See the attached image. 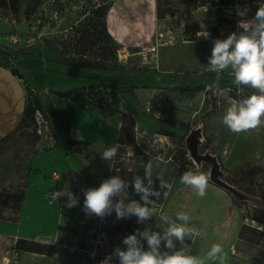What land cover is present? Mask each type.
Wrapping results in <instances>:
<instances>
[{"label":"rangeland","instance_id":"374dc122","mask_svg":"<svg viewBox=\"0 0 264 264\" xmlns=\"http://www.w3.org/2000/svg\"><path fill=\"white\" fill-rule=\"evenodd\" d=\"M113 1L19 0L11 5L9 0H0V51L10 48L26 49L35 54V57L20 56L19 63L10 58L5 63L8 68L17 69L22 74L23 79L32 88V93L33 87L38 88L47 110V116L34 111L33 119L6 141L4 150L0 153V193L6 195L19 191L23 193L24 198L25 190L31 193L43 190L42 187H38L36 180L38 178L42 179L43 183L48 180L57 183L56 188L61 193L72 192L80 205L83 204L84 192L88 188L99 187L100 183L110 176L130 179V184L135 178L132 175L141 176L147 187L145 168L150 165L153 180L151 187L159 191L160 197L163 198L161 179L168 182L175 170L179 171L177 174L180 177L188 170L200 171L207 174L210 180L213 164L203 159L195 161L186 146V136L190 131L197 129L199 130L197 152L213 156L217 168L216 177L232 189L234 202L239 208L242 220L264 218V124L239 134L231 132L223 124V116L230 106V100L233 99L213 95L209 91L213 85H217L219 90L232 91L231 88L221 87L234 83L230 70L225 72L231 77L220 78L222 80L219 82H201L187 89L183 88V84H178L182 79L191 83L196 81L193 79L196 77V71L207 67L215 39H225L236 31L235 19L206 18L204 12L196 7L200 0H158L160 20L151 41L140 42L141 45L133 49L137 53L131 56L127 55L124 48L123 52L120 51L122 45L116 47L114 60L117 65L129 68L154 67L160 71L173 70L176 67L183 71L179 80L177 76L150 77L155 76L152 73L73 69L51 60L58 58L60 49L66 57H80V54L64 51L61 45H56L57 36L63 35L68 40L74 33V30L67 32L66 28L69 25H76L78 30L93 29V7L99 4L108 7ZM35 2L37 6L31 11L28 5ZM253 10L254 16L257 7ZM207 19L213 22L206 23ZM205 32L210 33L207 39L202 37ZM189 37L194 39H187ZM98 41L100 45L105 44V40ZM152 42L156 45V52L148 51ZM95 51L92 45L82 57L93 60ZM30 79L35 84H32ZM92 82L96 83L97 90L91 88L89 91L84 90L76 101L63 99L56 94V91ZM21 83L25 90L23 80ZM124 84L138 85L134 89L136 92L133 97L123 94L118 97L111 95L110 87ZM32 93L25 92L28 101ZM151 99L158 103L157 107L160 109L159 118L156 120L151 113L148 112L146 115L144 110L147 101ZM127 111L132 116L133 112L136 115L137 113L143 115L152 122V127L147 129V132H141L139 136L141 128L139 127L137 131L134 129L137 143L134 145L118 143L117 157L113 161L102 160L101 154L105 148L117 144L119 113ZM65 122L69 123L70 130L72 128L84 138L82 142L70 146L69 152L61 145H55L53 134L55 132L58 138L66 141L60 126ZM61 143L64 145L62 141ZM59 147L66 154H71L72 158L66 157ZM169 158L168 163L166 160ZM31 166L34 170H31ZM30 171L35 175V178L30 180L36 181L25 184ZM52 171L57 172L58 180L51 179ZM129 187L130 194L123 196L125 203L132 200L143 203L140 194L135 193L131 185ZM149 198L151 199V196ZM62 200L67 203L68 197L62 195ZM41 201L44 203V210L46 205L50 207L54 205L48 204L44 198ZM66 203L61 205L59 200L55 202L62 213L59 224L70 227L71 230L65 232L56 230L53 244L46 243L43 246L46 251L47 246L52 245L53 250L50 254L43 253L42 256H38L32 254H39L38 252L26 250L24 253L21 250L23 258L15 256L16 262L27 260L31 264H82V255L75 248L78 242L73 219L76 211L66 208L64 206ZM20 205L22 206V203ZM70 210L72 213L66 214ZM20 211L21 207L0 208V220L15 222ZM153 211L152 218L139 223L134 215L117 219L115 211H112L104 223L114 239L133 234L137 229L141 232L149 230L162 234L167 227L161 219L164 214ZM34 212L36 211H28L30 215ZM23 213L25 214V211ZM246 224L249 226H245L238 236L239 239L234 245L235 250L225 254L223 264H252V258L264 257V237L253 230L254 226L250 227L247 222ZM1 228L5 229L3 224ZM181 246L178 242L177 248L180 249ZM12 249L13 247L9 249L8 257H12ZM3 252L5 245L1 238L0 256ZM216 262L221 264L220 260L205 264Z\"/></svg>","mask_w":264,"mask_h":264},{"label":"crops","instance_id":"0c3cea01","mask_svg":"<svg viewBox=\"0 0 264 264\" xmlns=\"http://www.w3.org/2000/svg\"><path fill=\"white\" fill-rule=\"evenodd\" d=\"M156 8V0H114L111 2L106 15L107 29L117 44L119 46L122 45V48L127 51V55L131 56L136 54L137 51H134L133 49L141 45L140 42H150L155 36L156 26L160 20L157 17ZM253 11L251 12L253 13ZM124 57L127 58L126 55ZM202 70L205 71L206 68L196 71V77L193 76L195 77L193 79L196 80L194 83L189 81L185 82L183 79L177 83L186 86L200 84L201 82H219V80H222L220 78H224L201 75L199 73H201ZM175 71L177 74L168 73ZM181 73H183L182 70H178L174 67L173 70H165L160 74L152 73L155 76L150 77L159 78L166 76L167 78H170L172 76H177L179 80ZM24 104L25 90L21 80L17 76L13 75L8 67L0 65V137L13 129L23 113ZM158 113L160 114L159 108ZM133 114L135 115V117L134 115L133 117L136 122L137 129L139 127L141 128V131L138 132V136L142 134L141 132H147V129L152 127V122L143 115H140L139 113L136 115L135 112H133ZM118 116L119 121H121V114L119 113ZM153 118L156 120L159 116H153ZM118 124L120 125V122ZM68 134L72 139L84 140L82 135L78 132H74L72 128L71 130H68ZM59 139L66 144L64 139ZM65 140L67 139L65 138ZM60 150L66 155V157L72 158L71 154H66L62 148H60ZM168 160H170V158L166 160V162L169 163ZM31 168V170H34L32 166ZM177 172L179 171L175 170L171 174L170 180L167 182L171 185V187L167 189L163 188L164 196L162 198L161 209L158 214L162 213L164 216H168L170 221L175 223H183L182 221L176 220L177 213L183 212L189 216V221L186 226L199 232V236L195 237L189 246V255L205 258V262H212L214 260L206 259V254L212 244L215 243H219L223 246L225 254L227 252L232 253L233 250H235L234 245L239 239L238 236L240 227L243 222L246 223L242 220L239 208L234 202L232 190L209 180L206 195L201 198L195 194V190L193 188L180 183V176ZM34 178L35 175H32V171H30L25 179V184L30 181L35 183L37 180L38 187H42L43 190H35L34 193L25 190L21 211L19 212L17 220L15 222L0 220V239L2 238L4 240L5 245V252H3L0 256V264H31L27 262V260L16 262V260H12L11 257H8V251L13 247L12 255L23 258V252L14 248L15 241L18 238L51 244L53 242V238L56 236V227L61 221L58 209L59 207L54 203L52 207L46 205V210H44V203L41 200L42 198H46L49 191L56 188L57 183L54 184L51 180L43 183L42 179L38 178L36 180H30ZM51 179L53 180L54 178L51 176ZM55 180H58V178ZM22 210L25 211V214ZM29 210L32 212L35 210L36 212L30 215L28 213ZM1 224L4 225L5 229L1 228ZM76 238L78 242L76 243L75 248H77V251L80 255H82V258H84V255L82 254V247L85 246L86 242L85 236L81 230H76ZM118 239L121 238L118 236L114 239L111 236L110 244H114ZM144 241L145 240H142V242ZM163 250L164 249L162 248V251ZM23 251L26 253V250ZM32 254L42 256L43 253ZM217 263L218 262L215 264Z\"/></svg>","mask_w":264,"mask_h":264},{"label":"clouds","instance_id":"9594fccd","mask_svg":"<svg viewBox=\"0 0 264 264\" xmlns=\"http://www.w3.org/2000/svg\"><path fill=\"white\" fill-rule=\"evenodd\" d=\"M257 2V10L250 19H245L250 11L247 5L236 6L237 15L242 18L238 21L240 31L232 32L225 39H215L206 67L207 71L217 74L230 70L238 88L248 86L258 91V94H252L239 101L230 100V106L223 116V124L237 134L264 124V2ZM209 36L208 32L202 34L205 39ZM209 91L213 95L227 96V91L219 90L217 85L210 87ZM118 152V144L109 146L102 152L101 159L113 161ZM145 176L147 187L139 176L135 177L131 184L135 193L140 194L143 203L136 200L125 203L124 189L129 185L119 176H112L101 182L99 187H90L84 192L83 210L88 215L94 214L102 219L115 211L117 219L134 215L138 218V223L149 220L154 215L153 209L149 207V197L159 198L161 193L151 187L153 180L150 165L145 168ZM180 183L193 188L195 194L202 198L206 195L209 176L200 171L188 170L180 177ZM160 186L166 189L171 187L163 179ZM61 194L68 197L64 205L66 208L77 205L78 198L72 192L63 191ZM161 219L167 224L162 234L149 230L141 232L137 229L123 239L126 249L115 248L116 261H113L112 256H106L100 264H205V258L189 255L190 249L184 246L186 238L194 239L199 236V232L186 226L189 216L183 212L177 213L176 220L183 223L172 222L168 216H162ZM142 240H146L147 248ZM175 241L182 245L179 250H174ZM162 248L173 251H162ZM206 259L220 260L223 264V246L219 243L212 244Z\"/></svg>","mask_w":264,"mask_h":264},{"label":"trees","instance_id":"16d2710c","mask_svg":"<svg viewBox=\"0 0 264 264\" xmlns=\"http://www.w3.org/2000/svg\"><path fill=\"white\" fill-rule=\"evenodd\" d=\"M157 1L158 0H156V3ZM9 2H10L9 4L12 5V4L19 2V0H9ZM35 6H37L36 2L34 4L28 5L31 11L35 10ZM108 8L109 6L107 7L104 4H99L96 7H93L92 9L93 29L84 28V29L78 30V27H76V25H69V27L66 28L67 32H69V30L70 31L74 30V33H72L69 36L68 40L65 39L63 35L57 36L56 45H61L64 51H68V52L72 51L76 54H80L81 55L80 57L78 58L74 56L66 57L61 53L60 51L61 49H60L58 51V58L51 59V60L53 62L67 66L69 68L80 69V70L111 71V72H115V71L141 72V73H154V74L162 73V71L157 70L154 67L153 68H150V67L129 68V67L117 65V62L114 60V58H115V49L119 45L117 44V42L115 41L113 36L110 34L109 30L107 29L106 15H107ZM156 12H157V17L160 18V15L158 13V8H156ZM212 22L213 21L211 19L206 20V23L211 24ZM99 39L105 40V44L102 45L101 43L100 45L98 43ZM187 39L193 40L194 38L189 37ZM92 45H93V50H96L95 52H93V60L84 59L82 56L86 54L87 49ZM20 56L35 57V54L26 49H14V48L6 49V51H0V65L3 67H8L7 63H5L7 62L8 58L19 63ZM9 70L13 75L17 76L21 81L23 80L24 82L23 84L26 90L25 92H27L28 94H31L32 88L29 86L27 81L23 79L22 74L18 72L17 69H12L11 67L9 68ZM168 73L177 74L176 72H168ZM201 75L224 77V78L231 77L230 74L225 73V72L217 74L215 72H209L207 70L202 71ZM30 80L32 81V84H35L32 79ZM95 84L93 82L89 84H80L77 86H73L71 88H66V89L56 91V94L59 95L63 99L76 101L80 98V94L84 90L89 91L90 88L92 90H97L98 87ZM104 85L106 84L104 83ZM190 86L192 85H186V86L184 85L183 88L187 89V88H190ZM137 87L138 85L136 84H124V85H117L114 87H110L109 91L111 95L114 97H118L121 94L133 97L135 95L134 89ZM221 87L228 88V89L231 88L232 91H228L227 96L236 101L247 98L248 96L252 94H258V91L256 89H252L251 87H248V86H240L238 88L234 83L231 85H222ZM33 90L34 91L32 93V97L29 101L25 96V104L23 108V113L20 119L18 120V122L15 124L12 130H10L9 132H7L6 134L0 137V153L3 152L6 141L13 134H15L17 130H19L24 125H26L28 121L33 119L34 111H39L44 116H47V110L42 100L41 94L38 91V88L33 87ZM178 90L181 91L180 89ZM60 126L67 139L66 144L63 145L60 139L57 137L56 133L53 132L54 138L56 140L55 145H61L65 149L66 152H69L70 146H72L75 143L82 142V141L72 139L68 135V130H69L68 122L61 123ZM134 127H135V120L133 119L132 114L129 111L122 112L121 121H120L118 133L116 137V142L119 144L134 145L135 144ZM22 200H23V193H20L19 191H15L13 193H9L6 195L0 193V208H5V207H11V208L19 207L20 208L21 207L20 204L22 203ZM253 220H257L260 223L264 224V218L262 217H253ZM245 226H249V225H247L246 223H243L240 227L239 235L241 234L242 230H244ZM252 228L255 232L262 234L261 237H264V229H259L257 227L256 228L252 227ZM56 230L57 232L59 231L65 232V231H70L71 228L58 224L56 227ZM43 246H45V243H37L34 241H29V240H24V239H19V238L15 241V244H14V248L18 250H27V251H32V252L48 253V254L52 252L53 250L52 245H48L47 246L48 249H46V251H44Z\"/></svg>","mask_w":264,"mask_h":264},{"label":"built area","instance_id":"2783aa9c","mask_svg":"<svg viewBox=\"0 0 264 264\" xmlns=\"http://www.w3.org/2000/svg\"><path fill=\"white\" fill-rule=\"evenodd\" d=\"M260 2H264V0H260ZM237 5H240L241 7L247 5L250 8V11L247 14V17L245 19H250L253 17L252 12L254 7H258L257 0H200L198 4H196V7L198 10H201L204 12L206 18H229V19H235L234 25L236 26V31H240L238 28V21L242 19L237 15ZM207 10H206V8ZM148 51L150 52H156V45L153 43L150 45ZM158 103L155 102V100H149L147 104L144 106V110L146 113H151L154 117H158ZM135 131H137V127H134ZM137 133V132H136ZM136 136V135H135ZM133 177H137L136 175H132ZM52 177L54 179L58 178V174L56 171H52ZM110 176L109 178H111ZM141 179L142 177L139 176ZM108 178V179H109ZM124 180L128 185L130 186L131 180L127 178H121ZM127 187L124 189V194L129 195L130 194V187ZM64 199V198H63ZM150 199V198H149ZM60 202L62 205L63 203H66L62 200V194L61 191L58 188H55L46 195L45 201L48 204H54L56 201ZM151 203L149 206L153 210H156L157 213L160 212L161 209V202L162 198L151 196L150 199ZM71 210L76 211L75 216L73 217L75 226L77 231L81 230L83 235L85 236V246L82 247V254L84 255L82 264H100V262L106 257V256H112L113 261L117 260V257L114 255L115 248L119 247L122 250L126 249V245L123 244V239H118L114 244H110L111 235L108 229L105 226V219L95 216L94 214L88 215L83 210V204H78L71 208ZM67 211L66 214L70 215L72 211ZM65 212V211H63ZM60 217L62 216V213L59 210ZM190 228V227H189ZM192 229V228H191ZM195 230V229H193ZM196 231V230H195ZM195 239V238H194ZM192 238H186L185 245L189 248L191 243L193 242ZM147 248V242L146 240L142 242ZM178 241H175V249L179 250L177 248ZM182 247V246H181ZM80 250V249H79ZM163 251H173V250H167L164 249ZM12 259L15 258V255H12ZM252 264H264V257H257L252 258Z\"/></svg>","mask_w":264,"mask_h":264},{"label":"water","instance_id":"95a60500","mask_svg":"<svg viewBox=\"0 0 264 264\" xmlns=\"http://www.w3.org/2000/svg\"><path fill=\"white\" fill-rule=\"evenodd\" d=\"M198 134H199V130H197V129L192 130L189 132V134L185 138L186 146L188 148L190 156H192L195 161H199L200 159H203L205 161H210L213 164V167L211 169V174H210V180L232 190L228 185H226L225 183H223L219 179H217V177H216L217 168H216L215 160H214L213 156H211L209 154H200L197 152L196 144L198 142V138H197Z\"/></svg>","mask_w":264,"mask_h":264},{"label":"bare ground","instance_id":"6f19581e","mask_svg":"<svg viewBox=\"0 0 264 264\" xmlns=\"http://www.w3.org/2000/svg\"><path fill=\"white\" fill-rule=\"evenodd\" d=\"M120 51L123 52L124 49L122 48V49H120ZM123 56H125V55H123ZM245 222H247V223L250 224L251 226L257 227V228H259V229H262V227H264V224L259 223V222L255 221V220H248V219H245Z\"/></svg>","mask_w":264,"mask_h":264}]
</instances>
